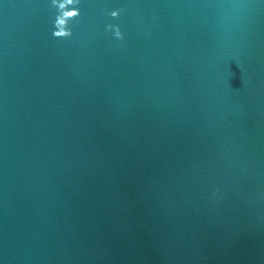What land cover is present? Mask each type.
Here are the masks:
<instances>
[{
  "label": "water",
  "instance_id": "obj_1",
  "mask_svg": "<svg viewBox=\"0 0 264 264\" xmlns=\"http://www.w3.org/2000/svg\"><path fill=\"white\" fill-rule=\"evenodd\" d=\"M78 7L0 0V264H264V0Z\"/></svg>",
  "mask_w": 264,
  "mask_h": 264
},
{
  "label": "clouds",
  "instance_id": "obj_2",
  "mask_svg": "<svg viewBox=\"0 0 264 264\" xmlns=\"http://www.w3.org/2000/svg\"><path fill=\"white\" fill-rule=\"evenodd\" d=\"M80 0H52V6L57 9V15L54 20L53 36L58 39H68L72 37L73 32L69 27V22L75 20L80 16L79 5ZM119 9L110 12L111 17L117 18L120 15ZM107 31L113 33L117 40H123L124 35L119 25L109 24L107 25Z\"/></svg>",
  "mask_w": 264,
  "mask_h": 264
}]
</instances>
